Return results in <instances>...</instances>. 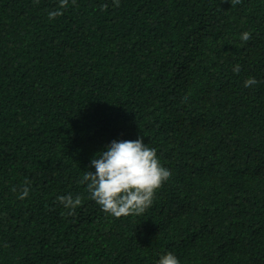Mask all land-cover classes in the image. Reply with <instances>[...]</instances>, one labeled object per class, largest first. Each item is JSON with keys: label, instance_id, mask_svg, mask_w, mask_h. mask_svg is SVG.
Segmentation results:
<instances>
[{"label": "trees", "instance_id": "trees-1", "mask_svg": "<svg viewBox=\"0 0 264 264\" xmlns=\"http://www.w3.org/2000/svg\"><path fill=\"white\" fill-rule=\"evenodd\" d=\"M59 7L0 0V264H264V0ZM138 137L171 175L116 218L79 181Z\"/></svg>", "mask_w": 264, "mask_h": 264}, {"label": "clouds", "instance_id": "clouds-1", "mask_svg": "<svg viewBox=\"0 0 264 264\" xmlns=\"http://www.w3.org/2000/svg\"><path fill=\"white\" fill-rule=\"evenodd\" d=\"M69 0H60V7L48 13L49 19L62 14V9ZM75 3V0H72ZM119 7L121 0H112ZM234 4L240 0H232ZM250 32H243L240 39L247 42ZM233 71L238 73L237 64ZM255 78L244 82L245 87L256 84ZM94 169V171L92 170ZM171 175V170L161 164L155 148L144 143L143 137L136 140H113L105 149L97 152L91 159L89 171H86L80 183L86 185L90 199L94 200L106 213L120 218L131 214L142 213L148 208L155 195L156 189ZM16 191V189H13ZM29 195L25 186L20 193L23 199ZM59 203L72 215L81 205L79 196L71 194L57 197ZM157 264H180L178 257L167 252L159 256Z\"/></svg>", "mask_w": 264, "mask_h": 264}]
</instances>
